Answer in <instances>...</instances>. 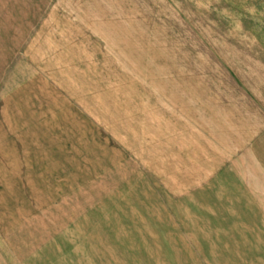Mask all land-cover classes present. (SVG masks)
Listing matches in <instances>:
<instances>
[{
	"label": "rangeland",
	"instance_id": "374dc122",
	"mask_svg": "<svg viewBox=\"0 0 264 264\" xmlns=\"http://www.w3.org/2000/svg\"><path fill=\"white\" fill-rule=\"evenodd\" d=\"M243 62L264 0H0V264H264Z\"/></svg>",
	"mask_w": 264,
	"mask_h": 264
},
{
	"label": "crops",
	"instance_id": "0c3cea01",
	"mask_svg": "<svg viewBox=\"0 0 264 264\" xmlns=\"http://www.w3.org/2000/svg\"><path fill=\"white\" fill-rule=\"evenodd\" d=\"M237 4H252L254 0H235ZM240 10H245V9H240ZM49 24V23H48ZM44 25V24H43ZM42 25V26H43ZM246 58L245 60H247ZM244 60V58H243ZM244 60V61H245ZM240 68V69H239ZM252 68H244V62L240 63L234 70V74L238 76L239 81L245 85L250 92L254 95V93L258 90H264V72L257 70L255 71L254 69L251 70ZM239 140H242L241 138L238 137Z\"/></svg>",
	"mask_w": 264,
	"mask_h": 264
}]
</instances>
